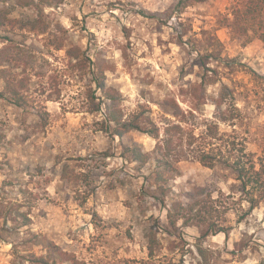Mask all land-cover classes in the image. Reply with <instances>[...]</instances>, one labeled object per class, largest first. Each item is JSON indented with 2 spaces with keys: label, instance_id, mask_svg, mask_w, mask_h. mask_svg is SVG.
Here are the masks:
<instances>
[{
  "label": "rangeland",
  "instance_id": "1",
  "mask_svg": "<svg viewBox=\"0 0 264 264\" xmlns=\"http://www.w3.org/2000/svg\"><path fill=\"white\" fill-rule=\"evenodd\" d=\"M178 1L62 0L43 15L53 34L60 37L58 24L70 43L105 57L112 67L106 84L121 94L126 115L146 103L158 120L154 102L180 84L198 82L201 62L213 71L207 73L214 80L209 99L221 84L235 89L245 118L235 129L249 127L248 148L255 150L264 127V85L251 72L264 77V42L232 38L221 26L231 0H187L177 14ZM16 34L0 31L48 65L44 77H30L22 107L0 97V130L6 134L0 188L8 180L22 185L0 191V199L30 206L32 223L19 237L27 229L39 235L32 248L37 255L49 254V264H60L53 261L60 250L87 264H264V201L247 213L233 174L201 165L188 151L155 190L154 174L162 172L153 153L156 141L136 131L122 139L99 131L101 115L84 112L77 83L60 78L63 52L45 46L50 35ZM4 86L0 77V92ZM214 112L208 101L201 118L210 120ZM232 129L220 124L228 134ZM132 144L149 154L145 165L130 160L125 147ZM148 236L155 240L151 258ZM0 264H13L11 245L1 239Z\"/></svg>",
  "mask_w": 264,
  "mask_h": 264
},
{
  "label": "trees",
  "instance_id": "2",
  "mask_svg": "<svg viewBox=\"0 0 264 264\" xmlns=\"http://www.w3.org/2000/svg\"><path fill=\"white\" fill-rule=\"evenodd\" d=\"M61 2L62 0H0V31L21 33L16 35L23 36L26 33L38 36L49 34L45 38V46L63 52V57L60 58V78L77 83L84 112L101 115L99 131L112 139H122L127 133L136 131L156 141L153 153L162 172L154 174L155 190L162 189L163 185L158 186V183L166 182L165 173L173 170L182 153L188 151L193 160L205 167L220 166L229 170L238 183L242 200L248 205L246 212L257 208L264 201V127L258 129L255 150H250L248 146L253 133L249 127L244 132H237L235 129L236 125H244L245 119L236 106L235 89L221 84L217 96L209 99L207 88L214 80L207 73L213 71L200 62L202 73L198 82L180 84L176 92H170L154 102L158 120L151 116V108L146 103L138 104L132 114L126 115L121 109V94L106 84V73L112 67L105 57L99 52L91 57L81 47L70 43L66 30L58 24L56 28L60 29V37L52 33L51 22L45 20L43 9L56 7ZM186 6L187 0H179L173 11L180 14ZM221 20V26L230 31L232 38H244L248 42L256 38L264 42V0H231L227 13ZM213 41L215 46L220 47L218 39ZM0 42L4 44L0 49V77L5 82L0 97L9 100L14 107H22L30 77H44V67L48 62L24 43L15 42L8 36H0ZM196 54L199 56V51L196 50ZM123 57L125 58V53ZM208 57L221 59L219 54H209ZM228 61L236 62L235 59ZM251 73L252 80L263 86L264 77ZM208 101L215 107L210 120L201 118L202 108ZM38 117L41 119L42 116ZM220 124L231 126V133L221 131ZM5 137L6 134L0 130V144ZM125 150L130 154V160L141 166L149 160V154L144 153L137 144L125 147ZM16 186L22 190L19 182L8 180L3 183L0 191L3 193L5 189L11 190ZM25 206L27 209L23 210ZM29 208L28 205L0 199V239L11 245L13 264H49V254L37 255L32 250L34 245L39 244V235L27 229L23 232L24 236L19 237L20 229L32 223ZM28 235L29 240H26ZM13 237L28 241L29 244L15 242ZM148 237L151 240L147 245L148 257L151 258L155 253V240ZM53 261L60 264H87L74 254L62 250Z\"/></svg>",
  "mask_w": 264,
  "mask_h": 264
}]
</instances>
